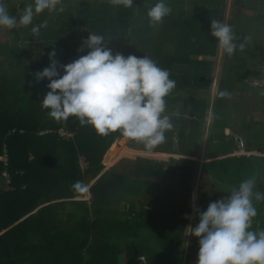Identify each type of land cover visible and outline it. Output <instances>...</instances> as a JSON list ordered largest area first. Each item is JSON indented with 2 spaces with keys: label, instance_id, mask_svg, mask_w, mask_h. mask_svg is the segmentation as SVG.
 I'll return each mask as SVG.
<instances>
[{
  "label": "trees",
  "instance_id": "trees-1",
  "mask_svg": "<svg viewBox=\"0 0 264 264\" xmlns=\"http://www.w3.org/2000/svg\"><path fill=\"white\" fill-rule=\"evenodd\" d=\"M197 1L167 0L171 14L152 27L147 10L156 0H133L131 8L111 0H63V12L35 16V22L51 19L52 26L33 41L45 38L40 44L55 50L60 65L87 53L86 48L78 49L89 32L103 35L113 54L149 55L176 82L166 103L183 104L181 114L190 108V115L201 124L211 104L207 97L198 101L191 88L206 91L211 87L219 48L210 35L212 18L196 16L185 7ZM201 2L225 4V0ZM210 11L223 20V8ZM233 31L237 43H245L244 32ZM243 53L251 52L225 54L236 60L225 68L240 83L248 76ZM4 57L14 63L13 71L3 65ZM49 64V58H31L0 43V157L6 156V161L0 159V180L3 172L9 178L7 189L0 190V264H188L184 230L199 161L171 159V165L164 168L123 158L101 174L109 157L121 147L116 142L125 138L119 132L98 135L75 117L60 122L50 118L39 106L49 91V81L35 77ZM263 77L264 73L256 74V78ZM233 80L231 76L225 80L228 86L220 87L213 103L206 159L232 153L224 134L232 125L228 99L220 92H228ZM244 127L250 132L246 149L264 152L260 131H254L252 123ZM60 129L71 136H62ZM179 135L183 137L182 129ZM122 151L140 156L176 153L171 147L147 151L127 145ZM203 168L219 184L223 198L252 177L257 188L264 190V157L232 155L205 162ZM100 174L90 186L89 202L76 200L83 190L73 186L79 182L84 189ZM178 197L181 208H177ZM255 206L252 230L264 228V202Z\"/></svg>",
  "mask_w": 264,
  "mask_h": 264
},
{
  "label": "clouds",
  "instance_id": "clouds-1",
  "mask_svg": "<svg viewBox=\"0 0 264 264\" xmlns=\"http://www.w3.org/2000/svg\"><path fill=\"white\" fill-rule=\"evenodd\" d=\"M111 3L133 6V0ZM45 11L63 12V0H30L18 17L10 15L6 0H0V29L28 27ZM171 12L167 0H156L147 10L149 25L162 24ZM44 27L47 22L33 25L30 33L37 37ZM210 35L229 57L245 48V43H237L232 26L221 20H211ZM107 42L103 35L89 32L78 49L80 52L86 48L87 53L66 65H60L55 50L51 51L49 66L35 74L37 81H49V91L39 106L57 122L75 117L81 126H90L98 135L119 132L151 151L173 128L171 118L165 114V98L176 82L149 55L113 54ZM227 95L226 91L220 92V96ZM73 187L84 190L79 182ZM228 192L230 195L210 202L198 213L195 227H188V234L198 239L195 264H264V228L252 230L257 215L255 203L264 202V190L257 188L256 178L252 177Z\"/></svg>",
  "mask_w": 264,
  "mask_h": 264
},
{
  "label": "rangeland",
  "instance_id": "rangeland-1",
  "mask_svg": "<svg viewBox=\"0 0 264 264\" xmlns=\"http://www.w3.org/2000/svg\"><path fill=\"white\" fill-rule=\"evenodd\" d=\"M29 2L30 0H8V3L10 4V7H9L10 15H13V16L16 15L18 17L20 14V11L23 9L25 4ZM185 7L186 9H192L193 14H196V16H200V17L209 16V15L206 16V12L202 8L200 10L198 7L193 6L191 3L190 4L187 3ZM209 8H212V6L206 7V9H209ZM72 12L75 13L74 10H72ZM253 12H254L253 15H256L257 13L259 14L258 10H254ZM229 14L226 16H228L231 19L232 9H231V12H229ZM73 20L76 21V17H74ZM35 21L33 20L32 25H29L28 27H19V28H14L11 30L3 29L0 34L1 45H5L6 48L13 47L15 49H18L19 51L23 52L25 56L31 55V58L38 57V56L42 58L43 57L49 58V53L51 52V50L47 49L45 46L40 44V39H43V37H41L40 39L38 38L37 41H33L35 40V37H33L32 34L30 33V28L33 25L43 24L42 22H35ZM51 21H52L51 19H46L45 22H47V27L41 28L39 36L43 34L42 30L43 31L45 29L49 30V27L52 26ZM256 22L257 20L249 18V19H245L244 21H242V24H240L239 26L237 25L236 26L239 29H241L245 25L246 28L251 29V28L256 27L254 26ZM259 25H260L261 32L257 30L258 28H255L254 30L258 33L257 40L258 39L260 40L257 41L256 44L251 45V47L257 48L258 43H259L260 44L259 48L263 49L264 45H262V42H263L262 35H264V33L262 32L263 27L261 28V26L264 25V20L260 19ZM43 40H45V38ZM44 45H46V42L44 43ZM239 52L241 53V51ZM250 54L251 55L247 58L248 53H245L244 62H242V65H244V67L246 68V72L248 74H251L250 78L240 83L235 80L234 73L228 71L225 68L226 65L235 64L236 60L234 58L227 59L225 57V54L219 49L218 57L216 60L214 76H213L214 82L212 83L211 87H209L206 91L205 90L198 91V90L191 88V92H192V95L198 101H204L207 97L210 104L214 103L216 100V96H217L216 94L220 90V87H227L228 84L226 83L225 80L231 76L232 80L233 79L234 80L232 82L231 87H229L230 90H228L227 92L228 93L227 99H228V106H229L228 109L230 112L229 121L234 122L237 125L238 127L237 131L243 130L246 137L248 138H249L250 132L248 129H246V127L243 126L244 127L243 128L242 124L246 126L252 123L253 130L254 131H256V129L259 130L261 138L264 141V113H263L264 109L262 108V105L264 104L262 97L264 96L260 95L261 92H264V83H262L261 86H258L255 84L256 80H259V81L261 80L259 78H256V74L264 72V66H263L264 50L260 49V51H258L257 53H250ZM9 59L13 60L11 56L9 57ZM9 59L4 57L3 65H5L8 71H13L14 63H12ZM32 61H30V64L32 63ZM210 93L212 94L210 95ZM182 107H183V104H179V103L173 104L171 102L166 103V113L165 114L171 118L173 128L170 131L166 132L168 135L165 136L166 137L165 141L153 149V150H158V149L164 150L165 148L171 147L178 154L171 153L173 155L169 154L167 156H160V155L140 156V155H135L134 153L123 152L122 148L125 145L131 148L145 150L142 143H138L134 140L125 138L122 141L116 142V146H121V147L117 152L112 153V155L109 157L108 162L105 163V165L103 163L104 169L102 173L107 171L110 167L118 163L119 160L123 158L136 160L137 162H141V163L148 162L152 164V166L154 167L163 166L164 168H168L171 165V159H175L177 163L180 159H187L183 156V154H181L184 152V150L185 151L194 150V152H198V150L201 147H205V140L207 136L209 135V128L214 119L212 117L213 115L212 116L210 115L211 113H213L210 110L211 107L208 110L209 115L206 116L205 120L202 121L201 124L195 122L196 118L190 115L189 113L190 108H188L184 114H181ZM242 115L244 116L242 117ZM180 129H182L183 137H180L179 135ZM224 134H225V131H224ZM246 137H245V141L247 143L248 138ZM202 140H203V143L200 142ZM256 151H254V153L258 154ZM120 152L122 154L120 155V157L117 158L118 153ZM4 158H6L5 155L0 157L1 160H3ZM202 163L199 162L197 179L195 182L194 190L192 191V195H191L192 208H191V211L188 213L187 225L185 226V230H184V249L186 250V247L188 246L189 251L194 252L195 259H197L199 245L195 244V240H196L195 237L188 234L189 233L188 227L189 226L195 227L198 224L199 222L198 213L206 210L210 202L223 198V193H221V188H219V184L203 168ZM94 180L91 181L84 188L83 194L77 197V199L87 200L89 202V200L91 199V193L89 190V186L93 184ZM8 185H9L8 175L3 174V178L0 180V190L7 189ZM176 203H177V208H181V200L179 197L177 198ZM141 261H144V260H141Z\"/></svg>",
  "mask_w": 264,
  "mask_h": 264
},
{
  "label": "crops",
  "instance_id": "crops-1",
  "mask_svg": "<svg viewBox=\"0 0 264 264\" xmlns=\"http://www.w3.org/2000/svg\"><path fill=\"white\" fill-rule=\"evenodd\" d=\"M191 4L193 6H195V7H198L200 10L202 8L206 12V16L209 15V17L212 18V19H217V16L213 15V13H211L210 10H212V9L216 10V9H222L223 8V20L222 21L224 23H227V24L231 25L233 30L238 29V31H240L241 33L244 32V34L246 35V37H245V38H247L246 41H245L246 49H244V50H248L251 53H257L258 51H260V49L264 50V48L263 49L259 48V45H260L259 43H258L257 48H252L251 47V45L256 44L257 41L260 40V39L257 40L258 33L254 29L258 28L257 30L261 32L259 24H260V19L264 20V18H263V16H264V0H225V4L223 6L222 5H220V6L215 5V7L212 6V8H209V9H206V7H208L209 5L203 4V2H201V0H198L197 2H194V3H191ZM231 9H232V18L230 19L226 15H228L229 12H231ZM254 10H258L259 14L257 13L256 15H253V13H254L253 11ZM249 18L257 20V22L254 25L256 27L251 28V29L246 28L245 25L241 29H239L237 27L240 24H242V21H244L245 19H249ZM261 28H262V32L264 33V25H262ZM262 37H263L262 38V41H263L262 45H264V35H262ZM250 55L251 54H248L247 58ZM263 66H264V64H263ZM250 75L251 74H248L246 79L250 78ZM262 79H264V77ZM211 94L212 93H210V95ZM210 107H211L210 110L213 111V103H211ZM262 108L264 109V107H262ZM207 115H209V113ZM210 115L212 116V113ZM243 116L244 115H242V117ZM243 119H245V118H243ZM231 123H232V125L230 127H226L224 129V131H225V135H226L225 140L230 142V145H231L230 148L232 150V153L227 154L225 156H218V157H214V158H211V159H206V151H207V148H208V137H209V135H208L206 140H205V147H201L198 150V152H194V150H186V151L184 150V152L181 153V154H183V156L185 158H187V159L196 160V161H199L201 163L203 162L202 165L205 162H208V161H211V160H216V159H222L224 157L232 156V155H238V156L256 155V156H259V157H264V156L260 155L261 153H264V152L262 150H259V149H257V151L256 150H254V151H256L257 153L260 152V154H256V153L249 154V155L242 154V153L249 152L246 149V146H247V143L245 141L246 135H245L243 130H238L239 132L237 131L238 127H237V125L234 122H231ZM243 126L244 125L242 124V127ZM242 127H241V129H242ZM246 138H248V137H246ZM240 139L243 140V142L245 144L244 148H241L239 146ZM200 142L203 143V140L200 141ZM215 143H217V140H215ZM198 144H199V142H198ZM209 148H214V146L211 145V146H209ZM254 151H251V152H254ZM175 154H178V153L176 152ZM192 154H195L197 156H193ZM89 189H90V186H89ZM195 239H196L195 240V244H198V239L197 238H195ZM191 244H192V242H191ZM191 252L189 251V247L187 246L186 250H185V254H184V259H186V256L189 255L188 264H195L196 259L194 257V252H192V253Z\"/></svg>",
  "mask_w": 264,
  "mask_h": 264
},
{
  "label": "built area",
  "instance_id": "built-area-1",
  "mask_svg": "<svg viewBox=\"0 0 264 264\" xmlns=\"http://www.w3.org/2000/svg\"><path fill=\"white\" fill-rule=\"evenodd\" d=\"M258 82H259L260 84H259ZM262 83H264V79H261L260 81H259V80H256V81H255V84L258 85V86H261ZM262 86H263V85H262ZM60 133H61L62 136H65V137H70V136H71L70 134L66 133L63 129H60ZM239 146H240L241 148H244V147H245V144H244L243 140H241V139H240V141H239ZM253 153H254V152L249 151V152L242 153V154L249 155V154H253ZM258 154H260V152H258ZM260 155H261V156H264V153H261ZM3 160L6 161V158H4ZM3 174H7V172H3ZM7 175H8V174H7ZM140 259H141V260H144L143 258H140ZM141 260H140V261H141Z\"/></svg>",
  "mask_w": 264,
  "mask_h": 264
},
{
  "label": "water",
  "instance_id": "water-1",
  "mask_svg": "<svg viewBox=\"0 0 264 264\" xmlns=\"http://www.w3.org/2000/svg\"><path fill=\"white\" fill-rule=\"evenodd\" d=\"M104 173V172H103ZM103 173H101V174H103ZM101 174L94 180V182L101 176ZM93 182V183H94ZM76 200H77V198H75Z\"/></svg>",
  "mask_w": 264,
  "mask_h": 264
}]
</instances>
